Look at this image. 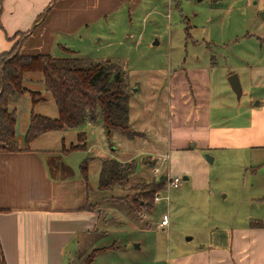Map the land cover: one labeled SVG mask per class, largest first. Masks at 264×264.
I'll return each mask as SVG.
<instances>
[{
    "label": "rangeland",
    "instance_id": "rangeland-1",
    "mask_svg": "<svg viewBox=\"0 0 264 264\" xmlns=\"http://www.w3.org/2000/svg\"><path fill=\"white\" fill-rule=\"evenodd\" d=\"M263 11L264 0H140L136 7L124 1L100 17L78 16V24L68 33L57 29L58 23H49L52 17L47 18L41 34L36 31L25 40L31 47L39 46V41L48 42L45 33L50 30L54 41L49 53L53 56H66V47L78 55L120 65L131 92L132 124L142 129L133 128L138 134L134 139L117 131L107 139L99 122L85 121L65 132L74 141L78 132L85 134L87 147L70 154L72 166L81 154L137 162L133 177L93 193L97 203L92 208L101 212V218L95 232L79 241L78 248L70 249L66 264H87L92 257L91 264H198L193 257L199 258L208 247L223 245L221 235L244 221L256 232L246 231L245 239L237 241L241 255H249L254 244L264 253V231L256 228L264 216V202L250 199V194L264 192V152L205 150L195 144L168 149V155L165 133L173 134L174 127L160 115L167 106V76L180 66L195 65L210 72L211 102H215L212 122H230V117L218 119V110L233 115L249 108L247 96L237 99L226 72L233 70L240 78L253 64L264 67V40L258 36L264 34ZM21 36H12V41L21 40ZM259 95L264 97V90L251 93L252 103ZM41 105L33 112L42 108L48 114L49 104ZM149 114L160 120L154 121ZM244 119L241 115L231 121L242 123ZM178 135L181 142L186 139L185 132ZM96 159L91 163L98 168ZM161 175H176L180 182L177 187L168 186L167 177L154 192L153 206L143 214H135L120 201L139 196L133 187L142 178L152 180ZM157 194L162 197L158 201ZM245 213L250 215L248 219ZM162 219L167 220L166 226L160 225Z\"/></svg>",
    "mask_w": 264,
    "mask_h": 264
},
{
    "label": "crops",
    "instance_id": "crops-1",
    "mask_svg": "<svg viewBox=\"0 0 264 264\" xmlns=\"http://www.w3.org/2000/svg\"><path fill=\"white\" fill-rule=\"evenodd\" d=\"M124 1H129L130 5L136 7L140 0H0V53L11 48L13 41L10 37L17 31L29 33L21 41V53L49 52L54 41L49 34L50 30L45 33L48 42L42 40L39 41V46L32 47L31 43L28 45L25 42L32 33L37 31L41 34L45 19L52 17L49 23H58L57 29L68 33L78 24V16L100 17ZM44 10L43 18L37 21L38 15ZM82 10H85L84 14H81ZM261 16L264 18V11ZM34 22L37 23L33 25ZM30 25L32 26L28 30ZM258 36L264 40V34ZM243 72L239 78L242 86L241 97L247 96L250 106L243 114L237 111L233 115H224L226 113L218 110V119L230 117L232 120L245 115L244 122L235 123L229 120L225 125L211 120L215 102H211V77L207 68L194 65L184 69L180 66L170 72L167 76V106L160 113L162 119L168 123L170 121L174 127L173 134L165 133L163 148L168 155V149L195 144L205 150L231 148L264 152V97L259 95V100L252 103L253 98L250 96L256 89L264 90V67L253 64ZM226 73L229 76L233 70H227ZM23 84L30 90L41 92L44 100L31 106L30 99L29 102L25 101L29 97L25 93L11 105L16 108L15 133L21 148L0 152L1 252L5 264H66L72 252L70 249L78 248L79 241L94 233L101 218V212L95 211L92 205L97 203L94 202L93 193L98 190L102 158L94 155L84 157L81 154L77 164L72 166L70 154L83 148L68 150L70 145L78 143V134L81 133H77L75 141L71 140L72 135L68 139L65 135L70 129L68 127L47 131L27 145L23 144L30 113L36 106L49 104L48 114L42 108L35 112L49 117L57 115L56 106L45 91L42 73H25ZM256 101L257 104H254ZM148 117L154 121L160 120L159 117L154 119V114H149ZM129 119L132 127L137 128L132 124L131 116ZM183 132L186 133V139L181 142L178 134ZM86 147L87 145L85 149ZM85 158H88V166L84 174L80 167ZM96 158L99 162L98 168L91 163ZM250 199L264 202V192L257 196L250 194ZM244 215L247 219L250 216L246 213ZM262 217L256 225L259 231H264V216ZM243 223L242 226L221 235L225 238L223 245L208 247V251L204 249L199 258L192 259L198 264H264V253L255 244L250 245L249 255H245L246 252L241 255L237 241L245 239L242 235L246 231L256 232L250 230L251 226L246 225V221Z\"/></svg>",
    "mask_w": 264,
    "mask_h": 264
},
{
    "label": "trees",
    "instance_id": "trees-1",
    "mask_svg": "<svg viewBox=\"0 0 264 264\" xmlns=\"http://www.w3.org/2000/svg\"><path fill=\"white\" fill-rule=\"evenodd\" d=\"M40 17L41 13L37 21ZM19 34L22 35L21 40L13 42L11 48L0 53V152L21 148L15 133L16 108L11 105L25 93L31 106L44 100L41 92L24 86L23 75L29 72L42 73L45 91L53 100L57 115L49 117L31 111L23 144L27 145L47 131L77 127L85 121L99 122L107 139L115 131L130 139L138 135L130 123L131 92L127 75L120 65L81 56L66 47H63L67 52L64 57H56L49 52L24 54L20 52V45L29 33L17 31L12 36ZM78 136V143L70 145L68 150L85 148V134L81 132ZM87 166L88 158H85L80 167L84 174ZM136 170L134 159L120 161L114 156L104 157L100 162L97 188L106 190L119 185L133 177ZM164 181L161 176L152 180L142 178L133 187L140 197L132 195L120 201L125 202L135 214L141 215L153 206L154 192L162 188ZM92 258L87 264H91ZM0 264H5L1 247Z\"/></svg>",
    "mask_w": 264,
    "mask_h": 264
},
{
    "label": "water",
    "instance_id": "water-1",
    "mask_svg": "<svg viewBox=\"0 0 264 264\" xmlns=\"http://www.w3.org/2000/svg\"><path fill=\"white\" fill-rule=\"evenodd\" d=\"M227 80H228V82L230 84V87H231L232 91L235 93L237 99H240L241 94H242V86H241V83H240V80H239L238 75L236 73H232V74H230L227 77ZM14 98L16 99L17 98V95H15ZM254 104H257V101ZM207 159L208 160H211L212 158L208 156ZM183 178L184 179H187V176H184ZM161 179L162 180H165V176L162 175L161 176Z\"/></svg>",
    "mask_w": 264,
    "mask_h": 264
},
{
    "label": "built area",
    "instance_id": "built-area-1",
    "mask_svg": "<svg viewBox=\"0 0 264 264\" xmlns=\"http://www.w3.org/2000/svg\"><path fill=\"white\" fill-rule=\"evenodd\" d=\"M157 171H158V169H156ZM156 170H155V172H156ZM159 172V171H158ZM162 176V175H161ZM163 176H165V180H166V178L168 177V176H166V175H163ZM168 179V186H171V187H177L178 186V184H179V182H180V177H178V176H173V177H168L167 178ZM160 198H162L161 196H159V194H157V195H155V199L158 201V200H160ZM167 220L166 219H162L161 221H160V225L161 226H165V225H167Z\"/></svg>",
    "mask_w": 264,
    "mask_h": 264
}]
</instances>
